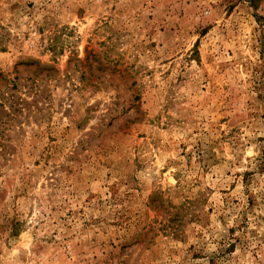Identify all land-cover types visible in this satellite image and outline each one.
<instances>
[{"label":"rangeland","instance_id":"1","mask_svg":"<svg viewBox=\"0 0 264 264\" xmlns=\"http://www.w3.org/2000/svg\"><path fill=\"white\" fill-rule=\"evenodd\" d=\"M0 264H264V0H0Z\"/></svg>","mask_w":264,"mask_h":264}]
</instances>
